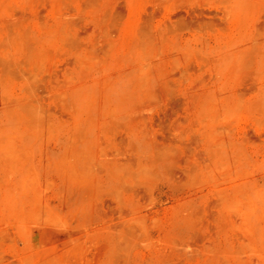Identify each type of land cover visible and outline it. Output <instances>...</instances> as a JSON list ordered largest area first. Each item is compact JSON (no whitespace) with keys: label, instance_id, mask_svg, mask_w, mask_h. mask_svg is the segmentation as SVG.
<instances>
[{"label":"rangeland","instance_id":"rangeland-1","mask_svg":"<svg viewBox=\"0 0 264 264\" xmlns=\"http://www.w3.org/2000/svg\"><path fill=\"white\" fill-rule=\"evenodd\" d=\"M0 264H264V0H0Z\"/></svg>","mask_w":264,"mask_h":264}]
</instances>
